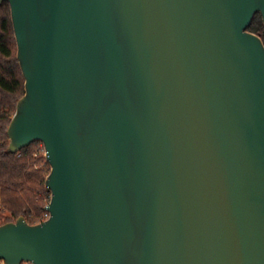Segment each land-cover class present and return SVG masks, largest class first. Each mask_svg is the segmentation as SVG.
I'll list each match as a JSON object with an SVG mask.
<instances>
[{"label":"water","instance_id":"obj_1","mask_svg":"<svg viewBox=\"0 0 264 264\" xmlns=\"http://www.w3.org/2000/svg\"><path fill=\"white\" fill-rule=\"evenodd\" d=\"M4 1L52 197L0 262L264 264V0Z\"/></svg>","mask_w":264,"mask_h":264},{"label":"trees","instance_id":"obj_2","mask_svg":"<svg viewBox=\"0 0 264 264\" xmlns=\"http://www.w3.org/2000/svg\"><path fill=\"white\" fill-rule=\"evenodd\" d=\"M249 31L264 40V22L258 13ZM11 6L0 4V225L25 216L30 224L45 220L52 193L46 188L51 166L45 157L41 142L12 154L8 151V127L16 112L19 100L25 94V78L17 57ZM0 264H5L3 261Z\"/></svg>","mask_w":264,"mask_h":264},{"label":"built area","instance_id":"obj_3","mask_svg":"<svg viewBox=\"0 0 264 264\" xmlns=\"http://www.w3.org/2000/svg\"><path fill=\"white\" fill-rule=\"evenodd\" d=\"M43 144V143H42ZM44 146V145H43ZM45 155H46V152H45ZM0 211H1V207H0ZM50 217V214L47 212L46 214H45V218L46 219H48Z\"/></svg>","mask_w":264,"mask_h":264},{"label":"rangeland","instance_id":"obj_4","mask_svg":"<svg viewBox=\"0 0 264 264\" xmlns=\"http://www.w3.org/2000/svg\"><path fill=\"white\" fill-rule=\"evenodd\" d=\"M2 210H3V209H1L0 214H1ZM0 219H1V216H0Z\"/></svg>","mask_w":264,"mask_h":264}]
</instances>
